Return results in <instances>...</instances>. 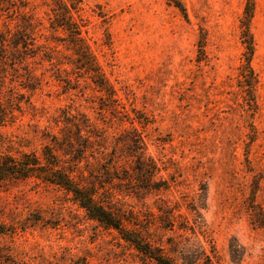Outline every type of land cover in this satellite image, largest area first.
I'll return each instance as SVG.
<instances>
[{
    "label": "rangeland",
    "instance_id": "obj_1",
    "mask_svg": "<svg viewBox=\"0 0 264 264\" xmlns=\"http://www.w3.org/2000/svg\"><path fill=\"white\" fill-rule=\"evenodd\" d=\"M0 1L6 4L0 28L29 17L39 24L38 42L47 43L52 0ZM72 1L116 101L84 82L65 89L31 62L36 75L43 73L40 87L26 93L33 109L22 101L13 122L0 126V152L38 153L44 129L56 133L62 124L54 120L81 113L99 136L100 150L113 156L106 162L112 160L114 176L125 179L134 165L127 140L140 137L158 169L153 182H166L168 190L132 191L142 185L115 179L107 191L123 225L135 228L132 218L146 224L164 201L177 203L189 219L186 206L201 204L198 238L214 264H264V0H253L249 25L255 112L237 77L247 0ZM0 226L12 232L0 238L4 264H153L116 231L88 219L64 191L36 179L0 189ZM150 233L158 240L186 239L159 226L151 225Z\"/></svg>",
    "mask_w": 264,
    "mask_h": 264
},
{
    "label": "trees",
    "instance_id": "obj_2",
    "mask_svg": "<svg viewBox=\"0 0 264 264\" xmlns=\"http://www.w3.org/2000/svg\"><path fill=\"white\" fill-rule=\"evenodd\" d=\"M52 1L54 9L50 10L51 16L47 18L50 35L43 37L47 43L38 42L37 39L42 37L37 34L39 24L29 17L21 18V24H16L13 28L6 25L0 28V126L13 122L16 117L14 113L19 111L22 101L33 109L30 96L26 93L40 87L43 73L36 75L35 68L30 67L31 62L42 67L43 72H50V76L63 84L65 89H77L84 82L97 91L104 92L107 102L113 104L116 101L113 86L83 36L84 25L77 16L74 17L78 13L76 2ZM3 3L0 1V7L6 6ZM253 10V0H247L240 20L239 39L243 53L237 77L247 105L255 112L257 76L251 67L254 45L249 29ZM197 47L201 55L204 47L202 32L199 34ZM62 51L70 54L64 56ZM109 108L103 106L102 109L105 111ZM54 123H61L62 128L56 133L44 129V133L39 136L42 147L38 153L20 151L12 154L9 150L0 152V189L9 183L39 180L64 191L70 196L72 203L85 212L88 219L104 229L116 231L120 239L130 244L142 260L153 264H214L198 238L203 233L198 211L201 204L186 206L191 212L189 219L179 212L177 203L164 201L154 206L156 214L144 225L131 217L135 228L129 229L123 225L124 215L119 216L115 212L112 206L115 198L107 191V186L114 184L115 179L129 184L135 181L142 185L138 188L131 186L132 191L168 190L166 182H153L158 169L146 154L145 144L140 137L130 136L127 140L128 151L131 153L129 157L134 162L133 167L131 166L133 173L120 179L114 176L112 160L106 162L113 156L100 150L103 147L95 140L99 136H96L84 114L65 112L62 120H54ZM97 154L98 157H95ZM90 158L93 161L91 163ZM82 163L83 166L80 165ZM100 191H104L105 196ZM133 221H137V224ZM151 225L159 226L165 232L179 230L186 239H154L150 233ZM6 235H12V232L0 226V238ZM2 253L0 250V261Z\"/></svg>",
    "mask_w": 264,
    "mask_h": 264
}]
</instances>
